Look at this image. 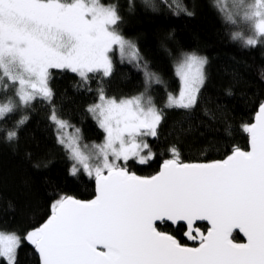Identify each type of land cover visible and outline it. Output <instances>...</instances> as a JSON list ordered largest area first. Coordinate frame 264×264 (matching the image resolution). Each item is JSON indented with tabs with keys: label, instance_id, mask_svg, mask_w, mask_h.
I'll use <instances>...</instances> for the list:
<instances>
[{
	"label": "snow or ice",
	"instance_id": "snow-or-ice-1",
	"mask_svg": "<svg viewBox=\"0 0 264 264\" xmlns=\"http://www.w3.org/2000/svg\"><path fill=\"white\" fill-rule=\"evenodd\" d=\"M232 8L228 20L236 24L238 17L249 32L233 39L264 45V0H233ZM119 20L115 7L100 0H0V89L13 87L27 107L38 96L51 99L50 69L70 70L84 82L98 71L109 76L114 46L121 55L134 49L115 27ZM206 63L184 57L177 68L182 87L178 96L169 94L168 107L196 106ZM99 101L89 111L106 133L103 144L85 152L77 138L58 135L73 161L70 176L79 178L82 170L93 179L95 198L61 195L47 221L27 233L40 264H264V104L243 128L250 150L235 147L223 160L184 163L173 148L157 174L142 177L129 171L128 161L154 158L144 137H157L162 112L143 94L117 101L101 90ZM19 105L0 102V120ZM51 119L67 127L55 111ZM16 138L15 128L5 134L9 143ZM197 221L207 222L204 231L194 227ZM157 222H183L187 239L198 243L182 244ZM235 230L246 242H236ZM20 243L15 233H0V258L15 264Z\"/></svg>",
	"mask_w": 264,
	"mask_h": 264
},
{
	"label": "trees",
	"instance_id": "trees-1",
	"mask_svg": "<svg viewBox=\"0 0 264 264\" xmlns=\"http://www.w3.org/2000/svg\"><path fill=\"white\" fill-rule=\"evenodd\" d=\"M102 2L115 7L120 17L116 28L137 48L134 57L114 49L112 73H90L87 82L70 70L51 69V99L39 97L27 107L19 105L13 87L7 92L0 89V102L11 98L19 105L0 120V231L21 238L15 264H40L34 246L24 237L50 217L56 199L69 195L88 201L96 194L94 180L82 170L79 178L70 176L73 161L58 141L53 111L78 132L82 148L88 151L105 140L104 130L89 111L101 90L117 101L142 94L150 97L162 112L157 137L146 140L154 158L145 164L128 161L129 171L145 177L173 158V148L184 163L223 160L235 147L249 149L243 128L252 124L264 102V45L249 47L242 39H233L239 27L216 6L217 0ZM184 53L207 60L204 84L190 111L167 106L169 94L177 95L181 88L175 65ZM22 117L25 122L16 128ZM14 128L17 138L9 143L5 134ZM198 226L201 231L207 227ZM158 227L188 244L185 226ZM233 236L242 241L239 234ZM0 264L7 262L2 259Z\"/></svg>",
	"mask_w": 264,
	"mask_h": 264
},
{
	"label": "rangeland",
	"instance_id": "rangeland-1",
	"mask_svg": "<svg viewBox=\"0 0 264 264\" xmlns=\"http://www.w3.org/2000/svg\"><path fill=\"white\" fill-rule=\"evenodd\" d=\"M100 2L103 4V2H102V0H100ZM232 3H233V0H226V6H225V0H221V2H220V8H223L224 10V12L228 15V13L230 12V11H234V9L232 8ZM103 5H105V4H103ZM105 6H107V5H105ZM236 19H237V25H238V27H239V29H238V32H242L245 36H247V35H249V32H248V30H247V28H245L242 24H240L239 23V18L238 17H236ZM116 27V26H115ZM114 49H118L117 47H115L114 46ZM113 49V50H114ZM136 52H137V48L134 46V49L133 50H129V51H126L125 52V55L126 56H129V57H134L135 55H136ZM190 54H194V53H184L181 57H180V59L176 62V65H175V68H176V73H177V68H178V65L180 64V62L184 59V57L185 56H187V55H190ZM196 56H199V57H203V58H205L204 56H201V55H197V54H195ZM109 56H110V58H111V52L109 53ZM111 61H112V59H111ZM204 69H205V66H204ZM51 70V69H50ZM50 70H49V72H50ZM98 72H102V71H98ZM103 73V72H102ZM111 73H112V70H111ZM177 75H178V73H177ZM178 77H179V79H180V76L178 75ZM180 82H181V87H182V81H181V79H180ZM48 86H49V84H48ZM203 86V85H202ZM201 86V87H202ZM201 89V88H200ZM180 90H181V88H180ZM180 92V91H179ZM179 92H178V94L177 95H173V96H178L179 95ZM138 96H141V95H138ZM134 97H137V96H134ZM145 97V96H144ZM197 97H198V95H197ZM37 98H39V96L37 97ZM40 98H42V97H40ZM133 98V97H132ZM146 98V97H145ZM130 99V98H129ZM35 100V99H34ZM152 101V100H151ZM32 102V101H31ZM97 103H100V101L98 100V102ZM97 103H95V104H97ZM152 103H153V101H152ZM94 104V105H95ZM154 104V103H153ZM167 104H168V100H167ZM155 105V104H154ZM93 106V105H92ZM155 107H156V105H155ZM157 108V107H156ZM158 109V108H157ZM92 113V112H91ZM92 115H93V113H92ZM93 117H94V115H93ZM94 119L97 121V119L94 117ZM61 120V119H60ZM64 121V120H63ZM66 122V121H65ZM98 123V122H97ZM56 124V123H55ZM66 124H67V127L66 128H64V129H59L58 128V125L56 124V127H57V130H58V135H62V136H64L65 137V139H68V138H71V137H75V138H77V140H78V144H79V147L81 148V150L82 151H85L83 148H82V145H81V142H80V136H79V134H78V132L76 131V130H74L71 126H70V124H68L67 122H66ZM106 134V133H105ZM148 138H150V137H144V139L145 140H147ZM103 144V143H102ZM93 146V145H92ZM92 146H90L89 148H88V151H91V150H93L92 149ZM88 151H85V152H88ZM145 151L146 150H144V153L143 154H145ZM146 155V154H145ZM122 163V162H121ZM0 233H5V232H2V231H0ZM18 236V235H17ZM18 250V249H17ZM17 250H16V254H15V261H16V256H17ZM3 258H0V262H1V260H2Z\"/></svg>",
	"mask_w": 264,
	"mask_h": 264
},
{
	"label": "water",
	"instance_id": "water-1",
	"mask_svg": "<svg viewBox=\"0 0 264 264\" xmlns=\"http://www.w3.org/2000/svg\"><path fill=\"white\" fill-rule=\"evenodd\" d=\"M262 104H264V102H263ZM259 108H260V107H259ZM258 111H259V109H258ZM257 113H258V112H257ZM256 115H257V114H256ZM255 117H256V116H255ZM254 122H255V118H254V121H253L252 123H254ZM248 150H250V146H249V149H248ZM246 151H247V150H246ZM216 161H217V160H216ZM210 162H213V161H210ZM194 163H207V162H194ZM160 168H161V167H160ZM159 171H160V170H159ZM159 171H158V172H159ZM130 172H131V171H130ZM158 172H157V173H158ZM134 173H135V172H134ZM157 173H156V174H157ZM135 174L138 175L137 173H135ZM154 175H155V174H154ZM138 176H141V175H138ZM142 177H145V176H142ZM149 177H150V176H149ZM94 182H95V181H94ZM74 198H75V197H74ZM94 198H95V197H94ZM94 198H93V199H94ZM76 199H77V198H76ZM79 200H80V199H79ZM82 201H84V200H82ZM46 221H47V220H46ZM46 221H45V222H46ZM45 222H44V223H45ZM164 223H169L170 225L175 226V227H177L178 225H182V224H183V222H180L179 224H172L171 222H164ZM157 224L159 225V224H162V223H161V222H157ZM199 224H206V225H207V222H206V221H197V222H196V225H194V227L197 226V225H199ZM185 228H186V226H185ZM236 233L239 234V235L241 236V238H242L241 243L246 242V238L243 237V234H242V233H239L238 230H235L234 233H233V235L236 234ZM185 239H186L189 243H191V244H192V243H196V244L198 243V242H194V241H190V240H188L187 237H186V235H185ZM177 240H178V239H177ZM186 246H190V245H186ZM34 249H35V248H34ZM35 251H36V250H35ZM36 253H37V252H36ZM37 255H38V257H39V254H38V253H37ZM39 259H40V258H39Z\"/></svg>",
	"mask_w": 264,
	"mask_h": 264
},
{
	"label": "flooded vegetation",
	"instance_id": "flooded-vegetation-1",
	"mask_svg": "<svg viewBox=\"0 0 264 264\" xmlns=\"http://www.w3.org/2000/svg\"><path fill=\"white\" fill-rule=\"evenodd\" d=\"M187 245H190V246H196V243H192V244H191V243L188 242Z\"/></svg>",
	"mask_w": 264,
	"mask_h": 264
}]
</instances>
